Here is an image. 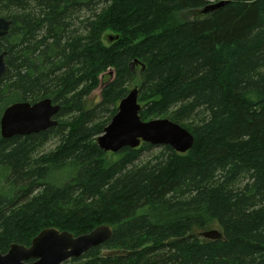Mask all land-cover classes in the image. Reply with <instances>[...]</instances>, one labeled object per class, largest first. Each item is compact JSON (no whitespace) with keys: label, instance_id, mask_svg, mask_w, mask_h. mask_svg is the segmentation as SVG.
Returning a JSON list of instances; mask_svg holds the SVG:
<instances>
[{"label":"trees","instance_id":"1","mask_svg":"<svg viewBox=\"0 0 264 264\" xmlns=\"http://www.w3.org/2000/svg\"><path fill=\"white\" fill-rule=\"evenodd\" d=\"M0 17V120L18 102L61 107L49 131H0L1 253L47 228L109 225V241L64 264H264V0H0ZM135 87L141 119L187 129L189 152L98 147ZM214 229L222 239L198 236Z\"/></svg>","mask_w":264,"mask_h":264},{"label":"water","instance_id":"2","mask_svg":"<svg viewBox=\"0 0 264 264\" xmlns=\"http://www.w3.org/2000/svg\"><path fill=\"white\" fill-rule=\"evenodd\" d=\"M226 3L221 1L211 4L202 10L199 16L206 17ZM11 26L12 21L0 17V39L9 34ZM108 39L113 42L118 36H109ZM6 56L7 53L0 54V81L8 72ZM135 63L140 64L137 60ZM107 74L111 75L113 81L114 70L101 75L100 80L102 81ZM60 110L61 107L53 104L50 99L35 104L14 103L5 109L1 117V136L9 139L49 131L57 127L56 117ZM141 110L139 90L135 87L120 101L116 115L97 139L98 147L106 153H119L124 148L137 149L142 144H150L154 147L169 146L180 154H185L194 147L195 138L187 129L169 119L143 121L140 117ZM113 233V228L109 225L99 226L81 236L54 227L47 228L33 239L30 246L12 244L6 254L0 252V264H64L73 258H81L91 249L103 245L113 237ZM201 236L213 241L223 237L216 229L205 231Z\"/></svg>","mask_w":264,"mask_h":264},{"label":"rangeland","instance_id":"3","mask_svg":"<svg viewBox=\"0 0 264 264\" xmlns=\"http://www.w3.org/2000/svg\"><path fill=\"white\" fill-rule=\"evenodd\" d=\"M196 17H199L198 15H195V14H189V13H181L177 16V19L180 20V21H184L185 20H193L195 19ZM112 34L110 33H106L105 36L103 37V42L106 46H109L111 45L112 43L110 42V40L108 39L109 36H111ZM108 77V76H107ZM112 81V77H108V78H104L100 85H99V88H97L93 93L92 95L87 99L88 100V106L91 107V104L92 103H96V102H99L101 100V92L102 90L104 89V86L107 84V83H110ZM134 89V88H133ZM132 90V89H130ZM90 104V105H89ZM143 105V103H142ZM56 142L53 141V142H49L47 145H45L42 149V151H45V152H50L52 150H54L56 148ZM161 147V146H160ZM160 147H155L154 149H151L150 152H145V156H149L151 153L155 152V153H158L161 151V148ZM218 230V229H217ZM202 233V232H201ZM201 233H199V237L203 240L204 238L201 236Z\"/></svg>","mask_w":264,"mask_h":264}]
</instances>
